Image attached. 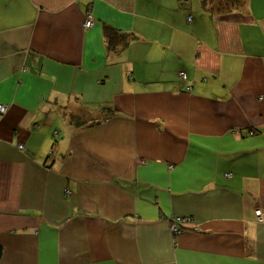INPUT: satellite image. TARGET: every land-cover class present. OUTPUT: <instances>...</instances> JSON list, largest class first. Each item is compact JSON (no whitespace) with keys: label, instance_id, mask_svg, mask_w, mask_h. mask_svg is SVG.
<instances>
[{"label":"crops","instance_id":"0c3cea01","mask_svg":"<svg viewBox=\"0 0 264 264\" xmlns=\"http://www.w3.org/2000/svg\"><path fill=\"white\" fill-rule=\"evenodd\" d=\"M218 2L0 0V264H264V0Z\"/></svg>","mask_w":264,"mask_h":264},{"label":"trees","instance_id":"16d2710c","mask_svg":"<svg viewBox=\"0 0 264 264\" xmlns=\"http://www.w3.org/2000/svg\"><path fill=\"white\" fill-rule=\"evenodd\" d=\"M218 1H219L218 5L222 7H227V6L230 7L234 5V3L243 2V0H218ZM223 1L225 2L223 3ZM104 36L107 42V50L109 52L111 51V52H117V53L122 51L128 45V43L134 38V36L131 33L123 31L116 27H113L111 25H105ZM182 72L184 71H180L181 78L186 79L187 74L184 72L186 74V78H184L181 75ZM71 120L76 121L77 117L74 115H71ZM2 254H3V246L2 244H0V261H1Z\"/></svg>","mask_w":264,"mask_h":264},{"label":"built area","instance_id":"2783aa9c","mask_svg":"<svg viewBox=\"0 0 264 264\" xmlns=\"http://www.w3.org/2000/svg\"><path fill=\"white\" fill-rule=\"evenodd\" d=\"M191 19V17H190ZM93 22H94V18H93V15L91 13H87V17L85 19V26L86 27H91L93 25ZM181 75L186 78V74L184 72L181 73ZM8 111V106L5 105V104H2L0 103V114H5L6 112ZM254 130H251L250 133H253ZM24 145L23 144H20L19 145V148H23ZM230 175V174H228ZM70 191H67V194L69 193ZM256 214H257V218L260 222H264V213L262 212L261 209H257L256 210ZM191 220V218L189 216H173L172 219H171V223H170V227H171V230L173 231V234L174 235H178L180 234L182 231H183V227L182 225L183 224H187L189 223Z\"/></svg>","mask_w":264,"mask_h":264},{"label":"bare ground","instance_id":"6f19581e","mask_svg":"<svg viewBox=\"0 0 264 264\" xmlns=\"http://www.w3.org/2000/svg\"><path fill=\"white\" fill-rule=\"evenodd\" d=\"M85 24V23H84ZM86 27V26H85ZM256 216H257V214H256ZM257 220H258V218H257ZM259 221V220H258Z\"/></svg>","mask_w":264,"mask_h":264},{"label":"rangeland","instance_id":"374dc122","mask_svg":"<svg viewBox=\"0 0 264 264\" xmlns=\"http://www.w3.org/2000/svg\"><path fill=\"white\" fill-rule=\"evenodd\" d=\"M224 2H225V1H223V3H224ZM223 3H222V4H223Z\"/></svg>","mask_w":264,"mask_h":264}]
</instances>
